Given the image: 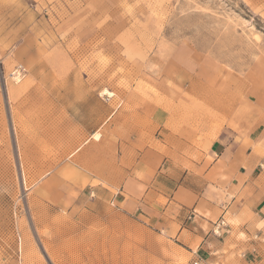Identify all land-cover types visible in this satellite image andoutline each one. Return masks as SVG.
<instances>
[{"label":"rangeland","instance_id":"rangeland-1","mask_svg":"<svg viewBox=\"0 0 264 264\" xmlns=\"http://www.w3.org/2000/svg\"><path fill=\"white\" fill-rule=\"evenodd\" d=\"M146 93L198 114L221 103L225 119L242 102L264 109V0H0V264L193 263L163 230L72 186L98 115Z\"/></svg>","mask_w":264,"mask_h":264},{"label":"crops","instance_id":"crops-1","mask_svg":"<svg viewBox=\"0 0 264 264\" xmlns=\"http://www.w3.org/2000/svg\"><path fill=\"white\" fill-rule=\"evenodd\" d=\"M138 100L137 107L97 114L72 154V186L105 194L200 264H264V109L249 115L242 102L225 119L223 105L212 101L198 114L171 107L164 93L159 103L148 93ZM65 103L72 111L68 97ZM56 171L45 185L58 195Z\"/></svg>","mask_w":264,"mask_h":264},{"label":"built area","instance_id":"built-area-1","mask_svg":"<svg viewBox=\"0 0 264 264\" xmlns=\"http://www.w3.org/2000/svg\"><path fill=\"white\" fill-rule=\"evenodd\" d=\"M216 227H215V230H214V234L216 235V236H220V234H219V229L221 228V227H224L225 225H224V222H222V221H220L219 223H217L216 225H215ZM201 263V261L200 260H196V261H194L192 264H200ZM4 264H20V262H19V259H15V260H12V261H7V262H5Z\"/></svg>","mask_w":264,"mask_h":264},{"label":"bare ground","instance_id":"bare-ground-1","mask_svg":"<svg viewBox=\"0 0 264 264\" xmlns=\"http://www.w3.org/2000/svg\"><path fill=\"white\" fill-rule=\"evenodd\" d=\"M107 93H108V92H106V93H102V94L104 95V94H107ZM93 137H94L95 139H97V138H98V135H97V134H94Z\"/></svg>","mask_w":264,"mask_h":264}]
</instances>
